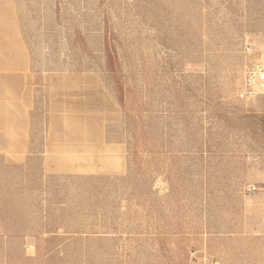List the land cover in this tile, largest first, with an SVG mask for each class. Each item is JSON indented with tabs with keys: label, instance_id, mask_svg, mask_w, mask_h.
I'll return each mask as SVG.
<instances>
[{
	"label": "rangeland",
	"instance_id": "rangeland-1",
	"mask_svg": "<svg viewBox=\"0 0 264 264\" xmlns=\"http://www.w3.org/2000/svg\"><path fill=\"white\" fill-rule=\"evenodd\" d=\"M71 1L66 48L117 102L128 169L0 166V264H212L217 162L251 139L264 159V96H238L264 63V0Z\"/></svg>",
	"mask_w": 264,
	"mask_h": 264
},
{
	"label": "crops",
	"instance_id": "crops-1",
	"mask_svg": "<svg viewBox=\"0 0 264 264\" xmlns=\"http://www.w3.org/2000/svg\"><path fill=\"white\" fill-rule=\"evenodd\" d=\"M72 7L71 0H0V166H36L43 177L128 169L127 144L114 135L117 102L102 81L82 78L81 50L66 48ZM250 142L248 154L217 162L212 264H264V159H253Z\"/></svg>",
	"mask_w": 264,
	"mask_h": 264
},
{
	"label": "built area",
	"instance_id": "built-area-1",
	"mask_svg": "<svg viewBox=\"0 0 264 264\" xmlns=\"http://www.w3.org/2000/svg\"><path fill=\"white\" fill-rule=\"evenodd\" d=\"M262 84H264V63L260 62L245 73L242 84L238 89V96L241 98L253 99L259 95L255 86ZM260 94L264 96V91ZM262 115L264 119V100ZM247 190L252 192L256 190V187L254 185H249Z\"/></svg>",
	"mask_w": 264,
	"mask_h": 264
},
{
	"label": "bare ground",
	"instance_id": "bare-ground-1",
	"mask_svg": "<svg viewBox=\"0 0 264 264\" xmlns=\"http://www.w3.org/2000/svg\"><path fill=\"white\" fill-rule=\"evenodd\" d=\"M262 58H264V52H262L261 54ZM255 89L257 90V92L260 94L264 91V84L262 85H256L255 86Z\"/></svg>",
	"mask_w": 264,
	"mask_h": 264
}]
</instances>
